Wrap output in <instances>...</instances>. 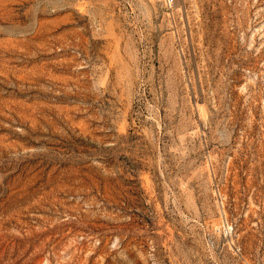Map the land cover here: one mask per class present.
<instances>
[{
	"label": "rangeland",
	"instance_id": "rangeland-1",
	"mask_svg": "<svg viewBox=\"0 0 264 264\" xmlns=\"http://www.w3.org/2000/svg\"><path fill=\"white\" fill-rule=\"evenodd\" d=\"M0 264H264V0H0Z\"/></svg>",
	"mask_w": 264,
	"mask_h": 264
},
{
	"label": "built area",
	"instance_id": "built-area-1",
	"mask_svg": "<svg viewBox=\"0 0 264 264\" xmlns=\"http://www.w3.org/2000/svg\"><path fill=\"white\" fill-rule=\"evenodd\" d=\"M168 1H169V3L171 4L173 0H168Z\"/></svg>",
	"mask_w": 264,
	"mask_h": 264
}]
</instances>
